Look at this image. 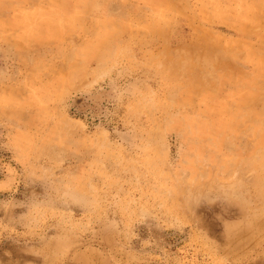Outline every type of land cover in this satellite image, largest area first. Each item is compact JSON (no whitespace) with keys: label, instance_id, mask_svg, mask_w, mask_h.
I'll use <instances>...</instances> for the list:
<instances>
[{"label":"rangeland","instance_id":"rangeland-1","mask_svg":"<svg viewBox=\"0 0 264 264\" xmlns=\"http://www.w3.org/2000/svg\"><path fill=\"white\" fill-rule=\"evenodd\" d=\"M0 264H264V0H0Z\"/></svg>","mask_w":264,"mask_h":264}]
</instances>
